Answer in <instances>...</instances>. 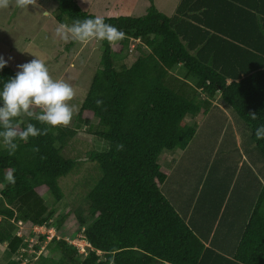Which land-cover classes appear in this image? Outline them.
I'll return each mask as SVG.
<instances>
[{"label": "trees", "instance_id": "1", "mask_svg": "<svg viewBox=\"0 0 264 264\" xmlns=\"http://www.w3.org/2000/svg\"><path fill=\"white\" fill-rule=\"evenodd\" d=\"M51 1L57 3L58 24L95 17L76 0ZM104 18L127 38L100 42V67L76 125L52 129L26 117L22 126L48 127V134L18 141L12 156L4 145L0 148V184L5 185L0 188V244H6L9 255L3 264H20L25 258L31 264L28 253L19 250H26L27 243L13 234L12 224L48 228L52 223L61 229L68 213L50 222L56 210L48 207L44 194L54 203L62 200L59 179L79 164L62 151L80 125H90L86 115L97 120L93 134L107 144L103 151L86 154L98 177L86 193L87 209L73 210L93 250L83 257L66 240L54 237L49 245L56 255L39 254L35 264H264V188L244 225L235 226V251L228 259L214 251V243L206 247V235H197L163 196L160 188L169 171L159 163L165 152L187 148L197 126L186 117L208 113L216 98L245 123L264 159V139L255 136L264 124V0H179L172 15L161 13L150 0L141 16ZM136 40L138 56L125 65ZM15 75L8 65L0 69V89ZM97 100L103 105L98 107ZM120 143L123 151L116 150ZM10 168L16 169L15 184L4 179ZM226 175L208 186L210 195L222 197L223 189L221 195L218 191ZM19 255L18 261L13 259Z\"/></svg>", "mask_w": 264, "mask_h": 264}, {"label": "rangeland", "instance_id": "2", "mask_svg": "<svg viewBox=\"0 0 264 264\" xmlns=\"http://www.w3.org/2000/svg\"><path fill=\"white\" fill-rule=\"evenodd\" d=\"M76 1L82 10L103 17L120 15L138 17L143 15L150 5V0ZM178 1L153 0L155 7L165 15L173 14ZM37 5L38 7L35 8L29 6L28 9H20L15 7V0H13L11 7L0 9V57H3L7 61L6 65L16 73L19 71L18 65L30 62L35 58L34 56L44 59L54 79H64L72 84L77 94L71 103L80 108L93 74L100 67V42L93 40L88 43L75 41L64 43L55 34V28L58 26L55 20L58 14L57 3L51 0H37ZM44 12H49V15H43ZM133 46L135 48L136 44L131 45L133 50L130 48L129 55L122 62L125 65H130L138 56ZM77 113L68 127L76 125ZM85 117L90 118L88 120L90 125H80L76 136L62 151L65 156L79 162L72 173L59 179V186L63 192L62 200L54 203L47 193L44 194L48 207L56 210L50 222L58 219L59 215L68 213L61 229H55V224L52 225V223L50 227L37 231L28 223L12 224L13 234L21 236L27 243V256H30L31 264H35L39 254L47 258L56 255V251H53L49 245L53 236L71 242L80 233L73 210L87 209L86 193L98 177L95 164L88 160L86 154L91 150L103 151L107 147L106 142L93 134L98 129L97 120L90 115ZM23 119L26 121V117ZM185 120L196 124V133L186 148V158H182L180 162L177 160L171 167L168 164L165 165L161 159L159 160L160 165L170 170L169 178L162 191L172 201L178 198L188 206L193 202L195 214V211L204 203L202 199L197 201L199 196L206 198L207 192L210 191L209 184L213 185L210 181L213 172L225 169L226 179L218 191L221 195L223 189L222 197L216 198L212 195L211 204L215 207V214L221 217L224 211L221 218L223 222L227 218L229 209L237 200L244 204V209L239 211L244 214L249 208L256 181L259 177L261 178L260 167L264 165L263 157L250 139L248 127L218 98L212 101V107L208 113H200L196 117L187 116ZM1 147L3 142H0ZM176 151L179 149L174 150L173 153L176 154ZM259 156L262 161H259ZM243 163H246L250 169L247 165L241 167ZM234 185H236L235 188ZM187 186L189 188H186ZM168 190L171 191L168 192ZM256 191L257 189L255 193ZM238 192L243 194L242 199L238 198ZM189 194L192 197H189ZM238 218L242 220L243 215H238ZM3 224L6 223L3 222ZM47 232H50L48 235L50 239L41 242L39 235L48 234ZM72 233L74 235L70 237ZM37 245L39 250L34 249ZM8 258L6 244H0V264L6 262Z\"/></svg>", "mask_w": 264, "mask_h": 264}, {"label": "clouds", "instance_id": "3", "mask_svg": "<svg viewBox=\"0 0 264 264\" xmlns=\"http://www.w3.org/2000/svg\"><path fill=\"white\" fill-rule=\"evenodd\" d=\"M13 0H0V9L12 6ZM38 7L37 0H15V7L28 9ZM43 15H49L44 12ZM55 34L64 43L90 41L108 42L115 44L126 39V33L116 26L105 22L103 16L76 19L71 25L59 23ZM30 62L18 65L19 71L13 78L3 82L0 89V139H2L8 155L12 156L19 148L18 141L27 142L30 137L48 134V127H37L34 123L24 125V117L49 127H67L71 124L79 106L71 101L76 97V90L71 83L64 79H54L44 59L34 56ZM7 61L0 57V69ZM98 107L103 105L97 100ZM252 120H257L255 113H249ZM255 136L264 139V124L255 130ZM117 151H123L122 143L116 145ZM38 152L39 148H33ZM15 168L7 170L4 179L8 184H15ZM5 185L0 184V188Z\"/></svg>", "mask_w": 264, "mask_h": 264}, {"label": "crops", "instance_id": "4", "mask_svg": "<svg viewBox=\"0 0 264 264\" xmlns=\"http://www.w3.org/2000/svg\"><path fill=\"white\" fill-rule=\"evenodd\" d=\"M179 151H181V153H178ZM179 151H176L177 152L176 154H174L173 151L165 152L160 159L165 165L168 164L169 167L174 166L177 160L180 162L182 158H186L187 150L185 149V150H179ZM176 156H178L179 159ZM168 171H169L168 177L166 178V180L164 181V183L162 184L160 188L163 196L167 199V201L171 204V206L175 209V211L182 216L185 223L197 235H199L200 233L206 235V238H202V242L206 247L214 243L216 246L214 251L217 254H219L222 257L231 259L232 255L234 254L235 245H236V238L234 234L235 226H238V224L244 225L248 215L250 214L252 210V206L254 202L256 201L259 191L262 188H264V165H261L260 167V171L262 175H261V178L259 177V179H257L253 192L251 193V200L248 205L249 206L248 210L244 214H241L239 211L244 209V204L242 205V202L237 200L235 205L229 209L227 218L223 222H222V219L219 221L220 216L215 215V207H213V205L211 204L212 195H210V191L207 192V196L204 199L203 197L201 198L199 196L197 201L202 199V202L204 203L198 208L197 211H195V214H194L195 207L193 208V202L190 206H188L182 203L181 199L175 198L173 201L170 199V197H168L169 198L168 199L166 195L164 194V192L162 191L170 175V170ZM225 173H226L225 169L221 171L216 170V173H214L211 179V181H213L212 183H218V181H220L223 178ZM186 188H189V187L187 186ZM256 189L257 191L255 193ZM170 191L171 190H168V192ZM240 194L241 193L238 192L237 196L239 199H242L243 194L241 195ZM189 197H192V195L189 194ZM226 207H227V204H226ZM238 215L239 216L243 215V219L239 220ZM218 224H219L218 229H216ZM210 264H217V262L213 263L212 261H210Z\"/></svg>", "mask_w": 264, "mask_h": 264}, {"label": "built area", "instance_id": "5", "mask_svg": "<svg viewBox=\"0 0 264 264\" xmlns=\"http://www.w3.org/2000/svg\"><path fill=\"white\" fill-rule=\"evenodd\" d=\"M138 42V40H136L134 43L136 44ZM133 43V44H134ZM130 48H131V46H130ZM133 48H134V46H133ZM132 49V48H131ZM133 50V49H132ZM18 223H21V222H18ZM34 227V230L35 231H37L38 229H41V228H46V227H44V226H42V227H37V226H33ZM83 231V230H82ZM82 231H80V233H78V235H76L75 236V238H73L74 240H72L71 242H68L69 244H71L72 246H74L75 248H76V250H77V252L80 254V255H82L83 257H85L87 254H88V252L89 251H92L93 249L91 248V246L87 243V241L85 240V238H84V236H83V234H82ZM48 234H44L43 236H45V240H47V239H50L49 237H48V235H50V232H47ZM16 236H18L17 234H15ZM40 236V235H39ZM18 237H21V236H18ZM50 237H52V236H50ZM22 238V237H21ZM52 238H54V236L52 237ZM51 238V239H52ZM50 239V240H51ZM25 242V241H24ZM20 250V252L21 253H24V252H27V250H25L24 248H20L19 249ZM35 254H36V252H34ZM100 252H97V254H99ZM21 255H19V256H17V257H15V258H13L14 260H19V259H21ZM27 258H25L23 261H21V263L20 264H27V262H28V259L26 260Z\"/></svg>", "mask_w": 264, "mask_h": 264}]
</instances>
